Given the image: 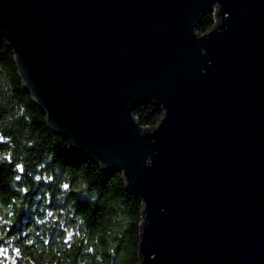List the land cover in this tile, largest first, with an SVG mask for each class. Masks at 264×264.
I'll return each instance as SVG.
<instances>
[{"label": "water", "instance_id": "water-1", "mask_svg": "<svg viewBox=\"0 0 264 264\" xmlns=\"http://www.w3.org/2000/svg\"><path fill=\"white\" fill-rule=\"evenodd\" d=\"M0 40L49 129L141 201L139 264H264V0H0Z\"/></svg>", "mask_w": 264, "mask_h": 264}, {"label": "trees", "instance_id": "trees-1", "mask_svg": "<svg viewBox=\"0 0 264 264\" xmlns=\"http://www.w3.org/2000/svg\"><path fill=\"white\" fill-rule=\"evenodd\" d=\"M215 24L207 12L197 26ZM153 128L162 112L134 110ZM142 203L48 127L0 40V264H139Z\"/></svg>", "mask_w": 264, "mask_h": 264}]
</instances>
